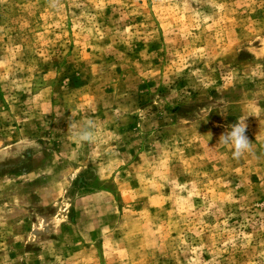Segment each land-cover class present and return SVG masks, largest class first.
Wrapping results in <instances>:
<instances>
[{"label": "rangeland", "instance_id": "obj_1", "mask_svg": "<svg viewBox=\"0 0 264 264\" xmlns=\"http://www.w3.org/2000/svg\"><path fill=\"white\" fill-rule=\"evenodd\" d=\"M0 264H264V0H0Z\"/></svg>", "mask_w": 264, "mask_h": 264}, {"label": "clouds", "instance_id": "obj_2", "mask_svg": "<svg viewBox=\"0 0 264 264\" xmlns=\"http://www.w3.org/2000/svg\"><path fill=\"white\" fill-rule=\"evenodd\" d=\"M246 129V123L238 121L232 125L230 131L226 130L219 138L221 143L231 146L234 158H240L245 152L251 151V141L246 135ZM87 138V136L81 137V139Z\"/></svg>", "mask_w": 264, "mask_h": 264}]
</instances>
